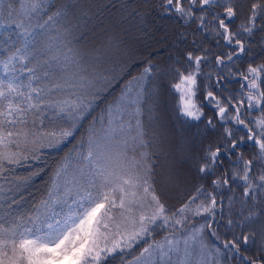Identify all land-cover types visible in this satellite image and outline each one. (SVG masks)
<instances>
[{
    "label": "snow or ice",
    "instance_id": "1",
    "mask_svg": "<svg viewBox=\"0 0 264 264\" xmlns=\"http://www.w3.org/2000/svg\"><path fill=\"white\" fill-rule=\"evenodd\" d=\"M109 10L0 0V264H264V0Z\"/></svg>",
    "mask_w": 264,
    "mask_h": 264
},
{
    "label": "trees",
    "instance_id": "2",
    "mask_svg": "<svg viewBox=\"0 0 264 264\" xmlns=\"http://www.w3.org/2000/svg\"><path fill=\"white\" fill-rule=\"evenodd\" d=\"M89 2H93V0H89ZM104 3L106 4H117V9L119 10V5L124 4L127 7L123 11H116L113 12L109 10L108 12L104 13V24L107 26L108 24L113 23L114 21H119L121 16H127L128 13L132 12V9L140 3V0H104ZM118 12V13H117ZM115 14V15H114ZM168 19V18H165ZM93 23H97V21L93 20ZM158 23V21H157ZM239 23V21H237ZM132 24H139V21L128 19L126 23H123L122 27L128 28ZM148 27L150 28L152 26V22H147ZM147 30V28H146ZM160 47V46H157ZM168 56V52L164 51L163 48L160 50V54L156 57L157 60H162ZM135 71H138V69L133 70V74H135ZM167 83L165 82L162 85V88L167 90ZM238 87V85H237ZM176 104V100L168 97L163 108L166 112L167 117L170 119L171 123L178 126L177 122V114L174 111V107ZM206 112L208 115H211V109H206ZM147 117L145 116V119ZM84 127H87V124L84 125ZM83 131V129H81ZM79 135V134H78ZM71 147V144L64 147L63 151L59 152V155H63L64 152L67 151V148ZM58 151V150H57ZM58 158L57 153L55 151L50 152L48 150H44L41 154V159L39 161H28L24 166L19 167L15 170V174L18 176H25L28 175L32 171L39 172V175L32 178L31 182L26 186V188L23 189L24 194L26 196L25 200V206L27 207L30 202L33 199H39L42 192L45 190L46 184L48 182L49 176L51 175V170L54 167V162ZM115 264H119V260L115 262Z\"/></svg>",
    "mask_w": 264,
    "mask_h": 264
},
{
    "label": "rangeland",
    "instance_id": "3",
    "mask_svg": "<svg viewBox=\"0 0 264 264\" xmlns=\"http://www.w3.org/2000/svg\"><path fill=\"white\" fill-rule=\"evenodd\" d=\"M117 10H118V9H117ZM118 11H119V10H118ZM119 12H120V11H119ZM117 13H118V12H117ZM114 15H115V14H114ZM18 168H19V167H17L16 169H18ZM16 169H15V170H16Z\"/></svg>",
    "mask_w": 264,
    "mask_h": 264
}]
</instances>
